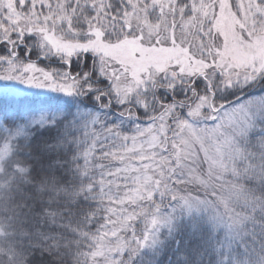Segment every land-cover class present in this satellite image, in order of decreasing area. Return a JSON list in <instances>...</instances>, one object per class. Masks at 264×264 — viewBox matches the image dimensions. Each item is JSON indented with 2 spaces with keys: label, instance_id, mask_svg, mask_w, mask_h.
Listing matches in <instances>:
<instances>
[{
  "label": "snow or ice",
  "instance_id": "1",
  "mask_svg": "<svg viewBox=\"0 0 264 264\" xmlns=\"http://www.w3.org/2000/svg\"><path fill=\"white\" fill-rule=\"evenodd\" d=\"M0 264H264V0H0Z\"/></svg>",
  "mask_w": 264,
  "mask_h": 264
}]
</instances>
